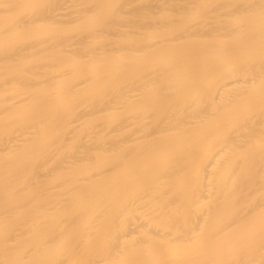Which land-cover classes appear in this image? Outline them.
Here are the masks:
<instances>
[{
	"label": "bare ground",
	"instance_id": "6f19581e",
	"mask_svg": "<svg viewBox=\"0 0 264 264\" xmlns=\"http://www.w3.org/2000/svg\"><path fill=\"white\" fill-rule=\"evenodd\" d=\"M0 264H264V0H0Z\"/></svg>",
	"mask_w": 264,
	"mask_h": 264
}]
</instances>
